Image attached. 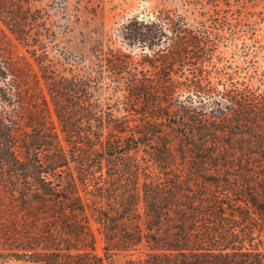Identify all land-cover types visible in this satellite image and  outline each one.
Segmentation results:
<instances>
[{"label": "trees", "instance_id": "trees-1", "mask_svg": "<svg viewBox=\"0 0 264 264\" xmlns=\"http://www.w3.org/2000/svg\"><path fill=\"white\" fill-rule=\"evenodd\" d=\"M21 3L9 29L51 108L24 102L33 122L17 132L21 90L0 61V184L34 221L33 261L264 264V79L219 66L217 22L169 8L129 19L123 47L103 29L80 74L50 57L40 15L34 33L22 26Z\"/></svg>", "mask_w": 264, "mask_h": 264}, {"label": "rangeland", "instance_id": "rangeland-1", "mask_svg": "<svg viewBox=\"0 0 264 264\" xmlns=\"http://www.w3.org/2000/svg\"><path fill=\"white\" fill-rule=\"evenodd\" d=\"M27 1L30 11L26 21L21 22L22 26L34 33L38 28L36 25L40 21L37 20L40 15L41 24L52 31L49 32L50 41H47L50 57L61 60L63 65L71 66L80 74L85 70V65H89V48L101 41L100 33L103 29L111 35L114 45L121 47L115 35L121 23L129 19L143 20L146 13L153 20L158 10L169 8L185 15L193 24L195 21H205L207 24L217 22L223 35L215 53L216 57L221 59L219 66L230 63L231 68L226 70L235 71V77H249L248 75L257 72V77L264 79V48L256 46L257 41L264 43V0ZM21 2L22 0H6L2 4L4 12H0V61L7 68L9 79L21 90L17 97L19 105L15 110L17 116L14 119V128L20 133L30 130L29 125L33 122L27 118L28 111L24 102L30 100L36 103L44 96L51 108L47 89L31 56V48L16 40L9 29L10 18L20 15L23 11L24 4ZM232 35L236 37L234 44L231 41ZM141 48L134 45L126 51L138 55ZM152 50H155V46H152ZM152 50L150 49L149 53L152 54ZM93 92L105 96L111 93V89ZM45 113L47 118H54V115L51 117L47 111ZM16 199L0 184V264H38L33 261L35 255L32 254L31 247L34 246L27 238L33 230L34 221ZM100 245L98 242V250Z\"/></svg>", "mask_w": 264, "mask_h": 264}, {"label": "water", "instance_id": "water-1", "mask_svg": "<svg viewBox=\"0 0 264 264\" xmlns=\"http://www.w3.org/2000/svg\"><path fill=\"white\" fill-rule=\"evenodd\" d=\"M150 19V16H149V14H144V16H143V20L144 21H148Z\"/></svg>", "mask_w": 264, "mask_h": 264}]
</instances>
